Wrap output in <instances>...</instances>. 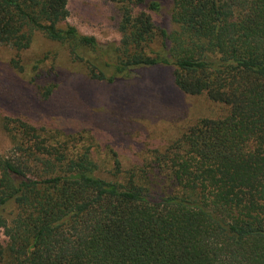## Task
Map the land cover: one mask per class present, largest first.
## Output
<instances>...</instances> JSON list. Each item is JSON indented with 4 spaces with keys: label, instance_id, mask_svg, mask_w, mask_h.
<instances>
[{
    "label": "trees",
    "instance_id": "obj_1",
    "mask_svg": "<svg viewBox=\"0 0 264 264\" xmlns=\"http://www.w3.org/2000/svg\"><path fill=\"white\" fill-rule=\"evenodd\" d=\"M70 2L0 0V48L15 53L13 70L39 33L90 82L172 67L179 95L227 111L164 148L103 144L81 120L51 126L60 84L32 78L39 118L1 119L12 150L0 153V264H264V0H173L171 34L154 23L159 2L111 0L121 39L108 42L68 22ZM16 97L0 78V108Z\"/></svg>",
    "mask_w": 264,
    "mask_h": 264
},
{
    "label": "rangeland",
    "instance_id": "obj_2",
    "mask_svg": "<svg viewBox=\"0 0 264 264\" xmlns=\"http://www.w3.org/2000/svg\"><path fill=\"white\" fill-rule=\"evenodd\" d=\"M155 1L161 5L160 12L152 13L156 27L169 34L177 31L179 27L172 20L173 0ZM70 11L68 22L81 33L93 35L102 42L120 41V14L111 0H71ZM14 55L12 50L0 48V78H8L19 96L16 97L19 101L4 100V109L0 108V153L4 156L12 150V143L3 130L2 117L9 111L17 115L29 112L33 119L39 118L32 115L40 109V104L31 97L32 78H38L42 85L49 82L60 84V93L52 104L61 109L50 121L51 126L70 131L78 127L76 121L81 120L80 130L96 127L97 138L103 144L125 146L133 140H149L154 147L164 148L197 121L221 118L227 111L206 97L191 98L181 92L179 95L170 81L174 78L172 67L140 69L129 77L131 79H119L111 85L90 82L85 67L73 62L66 48L48 41L39 33L31 48L22 55V69L11 68L9 61ZM115 100L118 104L114 105ZM135 155L138 153H124L125 158L136 159ZM103 176L106 178L105 174ZM0 238H4L1 233Z\"/></svg>",
    "mask_w": 264,
    "mask_h": 264
}]
</instances>
